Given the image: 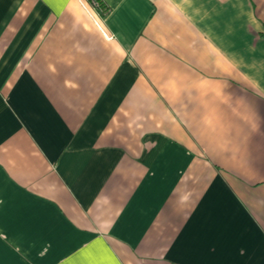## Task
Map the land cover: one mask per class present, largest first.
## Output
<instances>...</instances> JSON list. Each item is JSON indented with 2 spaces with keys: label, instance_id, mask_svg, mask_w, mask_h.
Instances as JSON below:
<instances>
[{
  "label": "crops",
  "instance_id": "0c3cea01",
  "mask_svg": "<svg viewBox=\"0 0 264 264\" xmlns=\"http://www.w3.org/2000/svg\"><path fill=\"white\" fill-rule=\"evenodd\" d=\"M0 0V264H264V0Z\"/></svg>",
  "mask_w": 264,
  "mask_h": 264
},
{
  "label": "trees",
  "instance_id": "16d2710c",
  "mask_svg": "<svg viewBox=\"0 0 264 264\" xmlns=\"http://www.w3.org/2000/svg\"><path fill=\"white\" fill-rule=\"evenodd\" d=\"M89 3L94 2L96 3V6H94L95 8L101 10V13H105L107 11V7L104 6L103 2H101L102 0H88Z\"/></svg>",
  "mask_w": 264,
  "mask_h": 264
},
{
  "label": "built area",
  "instance_id": "2783aa9c",
  "mask_svg": "<svg viewBox=\"0 0 264 264\" xmlns=\"http://www.w3.org/2000/svg\"><path fill=\"white\" fill-rule=\"evenodd\" d=\"M91 4H92L93 6H96V3H94V2H91Z\"/></svg>",
  "mask_w": 264,
  "mask_h": 264
}]
</instances>
